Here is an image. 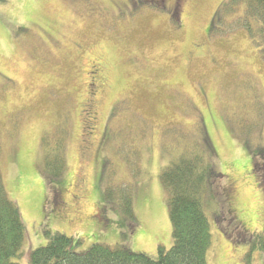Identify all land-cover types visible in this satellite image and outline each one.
Here are the masks:
<instances>
[{"label":"rangeland","instance_id":"1","mask_svg":"<svg viewBox=\"0 0 264 264\" xmlns=\"http://www.w3.org/2000/svg\"><path fill=\"white\" fill-rule=\"evenodd\" d=\"M145 2L0 0V169L26 227L14 262L28 264L56 233L78 254L104 244L157 259L159 247L173 246L160 175L204 146L208 133L222 176L205 199L207 262L264 264V252L253 249L264 233L260 24L233 0H185L180 16L170 2ZM93 58L104 69L101 131L115 109L107 163L90 165V193L77 200L78 128ZM46 142L51 157L65 158L58 178V159L50 171L45 165ZM61 189L71 191L65 204Z\"/></svg>","mask_w":264,"mask_h":264},{"label":"trees","instance_id":"2","mask_svg":"<svg viewBox=\"0 0 264 264\" xmlns=\"http://www.w3.org/2000/svg\"><path fill=\"white\" fill-rule=\"evenodd\" d=\"M233 1L243 4L248 17L260 24V30L257 33L260 38L258 46L264 60V0ZM140 3L143 1L135 0L133 5L136 7ZM212 30L213 27L209 30V34ZM96 89L97 83L93 81L94 94L87 101L89 105L87 115L90 116L95 110L93 100H95ZM114 109L113 107L112 110ZM203 145L190 154L172 161L160 175L161 182L168 193L169 215L173 226V246L170 250L159 247L157 259H152L144 253H135L125 246L113 248L104 244H95L86 253L78 254L71 250V238L56 233L50 236L45 247L28 254V264H208L213 235L204 205L207 194L214 192L216 180L222 175L217 171L215 149L208 133ZM55 147L58 149L57 145ZM47 148L46 142L45 165L49 170L48 167L52 168V163L57 158L59 172L51 175L53 178H58L66 167L65 158L59 152H57L58 155L51 157V149ZM250 163V165L253 164L252 158ZM131 201L128 200L125 206L133 214ZM256 234L258 239L253 249L257 248L264 252V233ZM25 235L26 227L21 210L18 204L8 197L0 169V264H19L13 260L23 256L22 245Z\"/></svg>","mask_w":264,"mask_h":264},{"label":"flooded vegetation","instance_id":"3","mask_svg":"<svg viewBox=\"0 0 264 264\" xmlns=\"http://www.w3.org/2000/svg\"><path fill=\"white\" fill-rule=\"evenodd\" d=\"M140 2L147 1V0H139ZM129 5H132L135 0L131 1ZM155 2V1H152ZM170 2L172 3V9L173 11H178L182 10V13L185 12L186 6L185 0H165L164 4ZM129 5H124L126 8ZM179 15V13H178ZM101 58H93L92 61H90L92 67V71L88 72V81H87V97L84 100V105L82 109V120L80 121L79 125V156H78V179L80 183L78 184H73L72 187L73 189L79 191L80 196L76 198L77 200L80 199V197L84 198L89 195L90 190L87 188L88 187V178H90V165L101 163L106 164L107 163V158L108 155H105L104 152L106 149L110 147L111 142L108 140V128L111 124H109V121L113 118L114 112L113 110L110 112V115L106 118L103 130L101 131L99 127L100 120L102 118V114L100 112L101 108V103H100V97L102 88L105 87V80H104V69H103V63L100 60ZM105 64V63H104ZM93 81H96L97 83V89H96V95L94 97V105H95V110L94 113L90 116L87 115V107L89 106L87 104V101H89L92 95V90L90 86H93ZM91 101V102H93ZM86 106V110H85ZM90 123V124H88ZM89 125L91 127H89ZM100 128V129H99ZM94 153L97 155L94 157L95 160L92 158ZM83 172V177H81V174ZM63 190V191H62ZM71 193L70 190L67 189H61L60 192L57 193V197L59 198L60 202L64 203L66 199V195L68 193ZM65 204V203H64Z\"/></svg>","mask_w":264,"mask_h":264}]
</instances>
